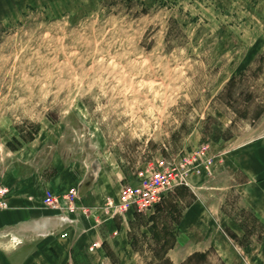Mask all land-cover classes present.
I'll use <instances>...</instances> for the list:
<instances>
[{
    "label": "rangeland",
    "instance_id": "rangeland-1",
    "mask_svg": "<svg viewBox=\"0 0 264 264\" xmlns=\"http://www.w3.org/2000/svg\"><path fill=\"white\" fill-rule=\"evenodd\" d=\"M41 124L84 203L105 195L89 213L99 245L67 264H264V218L225 167L264 136V0H0V172L32 163L16 151ZM185 155L209 161L154 209L109 205ZM199 204L224 241L190 236Z\"/></svg>",
    "mask_w": 264,
    "mask_h": 264
},
{
    "label": "crops",
    "instance_id": "crops-1",
    "mask_svg": "<svg viewBox=\"0 0 264 264\" xmlns=\"http://www.w3.org/2000/svg\"><path fill=\"white\" fill-rule=\"evenodd\" d=\"M45 125L41 124L37 135L16 151L28 153L32 163L25 162L23 167L22 164L11 165L0 172V185L10 189L9 208L0 210V264H67L75 247L85 248L88 243L93 244L98 235L97 225L84 214H77L73 217L75 221L70 223L44 205L48 191L59 193L72 188L80 192L79 205L97 208L105 202L103 192L98 194L96 186H93V205L84 203L82 172L69 166L55 147L60 139L58 128L54 134L52 124ZM45 151L48 152L45 159L40 158ZM226 161L225 167L237 169L244 175V179L235 186L263 219L264 136L237 147ZM183 224L190 236L203 238L214 232L215 243L224 241V234L214 229L211 213L201 204L187 212ZM65 232L68 237L62 238ZM91 246L89 244V248Z\"/></svg>",
    "mask_w": 264,
    "mask_h": 264
},
{
    "label": "built area",
    "instance_id": "built-area-1",
    "mask_svg": "<svg viewBox=\"0 0 264 264\" xmlns=\"http://www.w3.org/2000/svg\"><path fill=\"white\" fill-rule=\"evenodd\" d=\"M206 163L190 155H185L179 160L160 157L150 165L147 175L140 176L135 184L125 185L119 199L109 200V205L114 208L115 213H123L128 207L137 208L139 211L152 210L169 192L177 187L189 185L191 175L199 173L200 168L205 167ZM9 193L10 189L7 186L0 185V210L9 208ZM79 200L77 188L59 193L48 191L44 197V205L56 212L64 221L72 223L75 221L73 217L77 214L81 213L90 218V211L96 209L79 205ZM61 237L67 238L68 234L65 232ZM97 246L98 243H94L90 249L93 250Z\"/></svg>",
    "mask_w": 264,
    "mask_h": 264
},
{
    "label": "trees",
    "instance_id": "trees-1",
    "mask_svg": "<svg viewBox=\"0 0 264 264\" xmlns=\"http://www.w3.org/2000/svg\"><path fill=\"white\" fill-rule=\"evenodd\" d=\"M38 131H39V129H37V133H38ZM36 134V133H35ZM34 138V136H31V138L30 139H33Z\"/></svg>",
    "mask_w": 264,
    "mask_h": 264
}]
</instances>
